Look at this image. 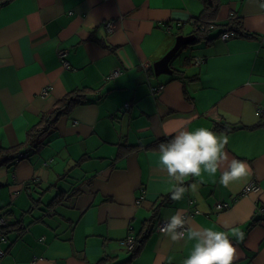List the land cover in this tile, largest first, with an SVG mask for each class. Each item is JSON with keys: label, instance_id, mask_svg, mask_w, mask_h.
Returning a JSON list of instances; mask_svg holds the SVG:
<instances>
[{"label": "crops", "instance_id": "obj_1", "mask_svg": "<svg viewBox=\"0 0 264 264\" xmlns=\"http://www.w3.org/2000/svg\"><path fill=\"white\" fill-rule=\"evenodd\" d=\"M202 8L201 0H0V147L25 146L58 100L85 97L57 120L47 144L0 167V208L11 218L0 264H183L194 242L156 230L177 210L192 211L194 226L229 225L233 264H264V214L256 211L264 205V0H218L214 29L169 63L170 75L152 70L176 36L192 34ZM230 17L247 36L220 40ZM105 20L115 23L111 33ZM181 125L227 134L228 160L253 169L229 188L219 184L226 164L214 177L185 178L201 181L207 211L188 194L163 201L171 185L158 146ZM120 146L132 151L118 156ZM250 182L260 191L240 195ZM154 212L153 230L131 254L122 240L141 234Z\"/></svg>", "mask_w": 264, "mask_h": 264}, {"label": "clouds", "instance_id": "obj_2", "mask_svg": "<svg viewBox=\"0 0 264 264\" xmlns=\"http://www.w3.org/2000/svg\"><path fill=\"white\" fill-rule=\"evenodd\" d=\"M228 144L227 134H217L206 127L187 130L183 125L175 131L172 139L160 143L158 164L169 178L170 198L180 201L188 194L195 198L201 210L207 211L203 197L199 194L201 181L185 185V178L201 177L202 173L214 177L225 164L219 175V184L224 188L251 177L253 169L246 160H228L225 151ZM229 227L223 225L225 230H214L213 227L194 226L190 217L177 210L159 230L173 242L185 240V237V242H194L183 264H233L236 248L229 238ZM231 235L236 241L245 238V233L234 227Z\"/></svg>", "mask_w": 264, "mask_h": 264}, {"label": "trees", "instance_id": "obj_3", "mask_svg": "<svg viewBox=\"0 0 264 264\" xmlns=\"http://www.w3.org/2000/svg\"><path fill=\"white\" fill-rule=\"evenodd\" d=\"M1 1L5 2L6 0ZM201 2L203 7L201 15L193 22L194 30L192 34L195 35V39L192 42H196L198 36L204 37L207 32H210L209 30H206L207 22H213L211 20H213L218 10V0H201ZM201 25H205V29L202 30L200 28ZM223 27L225 30H232L238 35H248V33L243 34L241 21L236 17H230L228 23L223 24ZM84 98L85 97L82 94H68L64 96L55 103V105L49 110L48 114H44L41 117V125L28 132L27 141L24 143V145L26 144L25 146H23V144H17L16 146L11 147H0V167L11 166L17 161L26 158L30 152L36 151L47 144L48 137L53 133V127L57 120L63 115H68L76 105L85 100ZM21 149L25 151H22ZM130 151H132L130 146H120L118 156L126 155ZM24 153H26V155H23L22 157L19 156ZM169 198L170 195H167L163 197V201ZM156 214L157 212H154L150 218L144 221L141 234L135 236L136 243L131 254L134 255L138 252L144 238L153 230L154 217ZM5 215L6 213H2L0 214V217L5 219ZM7 226V222L4 226H0V233L5 235L4 230ZM103 260L104 259L102 258L95 264H103Z\"/></svg>", "mask_w": 264, "mask_h": 264}, {"label": "built area", "instance_id": "obj_4", "mask_svg": "<svg viewBox=\"0 0 264 264\" xmlns=\"http://www.w3.org/2000/svg\"><path fill=\"white\" fill-rule=\"evenodd\" d=\"M114 22L113 20H105L102 22V25L103 27L106 29V31L108 33H111L114 29ZM215 27V24L213 22H207V26H206V30H213ZM202 30L205 29V25H201L200 27ZM165 29H166V32H169V29H170V26H167L165 25ZM236 36V33L232 30H226L224 32H222L220 34V40L222 41H226L228 40L230 37H235ZM58 57L60 59V63H61V66L63 68H69V63L68 61L66 60V51L62 50L60 52H58ZM120 73L119 70H114L109 76L106 77V79H110V78H113L115 76H117L118 74ZM162 88V85H158L157 87H153L151 88V93L152 95H154L157 91H159L160 89ZM48 88H45L42 90V94H46L47 93V90ZM44 96V95H43ZM129 106L126 104L124 106V109H128ZM23 155H26V153L22 154V155H19L20 157H22ZM44 164H47L46 162H44ZM260 191V187L255 183V182H250L248 183L245 188L243 189V191L241 192L240 195L242 196H245V195H249L250 193H258ZM191 203V202H190ZM225 203H221V204H217L215 206V209L216 210H221V209H224L225 208ZM256 211L260 214H264V205H259V207L256 209ZM190 213H192V211H189L187 210V212L185 213L186 214V217L187 215ZM194 212V211H193ZM166 220L164 219H160L156 225V230L158 232H160V227L163 226V224L165 223ZM6 224V221L3 217H0V226H4ZM161 233V232H160ZM6 241V238L5 236L0 233V244L1 243H4ZM122 243L124 245V247L128 250V251H132L133 247L135 246V236L134 234H132L131 232L128 233V235L122 240ZM5 254V251L2 250L0 248V261L2 259V257L4 256Z\"/></svg>", "mask_w": 264, "mask_h": 264}, {"label": "water", "instance_id": "obj_5", "mask_svg": "<svg viewBox=\"0 0 264 264\" xmlns=\"http://www.w3.org/2000/svg\"><path fill=\"white\" fill-rule=\"evenodd\" d=\"M195 39L194 34L188 35H178L175 38L174 45L157 61L152 64L153 74L158 76L160 74H168L172 73V70L169 67V63L172 58L178 55L186 46L192 44Z\"/></svg>", "mask_w": 264, "mask_h": 264}, {"label": "rangeland", "instance_id": "obj_6", "mask_svg": "<svg viewBox=\"0 0 264 264\" xmlns=\"http://www.w3.org/2000/svg\"><path fill=\"white\" fill-rule=\"evenodd\" d=\"M172 60H173V62L175 61V64H176V65H178V61H179V60H177V55H176ZM257 185H258V184H257ZM3 188H4V187H3ZM244 188H245V186H244ZM244 188H243V189H244ZM243 189H242V191H243ZM242 191H241V192H242ZM0 194H1V189H0ZM240 194H241V193H240ZM0 199L3 200V201H4V199H5V201H6L7 198L4 197V196H2V195H0ZM2 212H3V209L0 208V214H2ZM6 218H7V219H11L9 215H6Z\"/></svg>", "mask_w": 264, "mask_h": 264}]
</instances>
